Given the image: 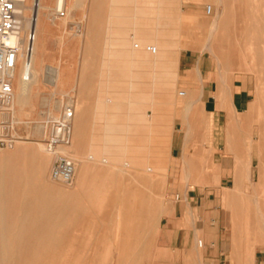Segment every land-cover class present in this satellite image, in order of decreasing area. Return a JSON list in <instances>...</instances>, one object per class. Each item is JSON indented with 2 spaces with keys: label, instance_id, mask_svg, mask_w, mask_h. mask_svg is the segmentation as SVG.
Here are the masks:
<instances>
[{
  "label": "rangeland",
  "instance_id": "obj_1",
  "mask_svg": "<svg viewBox=\"0 0 264 264\" xmlns=\"http://www.w3.org/2000/svg\"><path fill=\"white\" fill-rule=\"evenodd\" d=\"M72 1L68 0V7ZM179 1L183 3L181 19L176 25L179 29L177 32H170L168 36L171 43L175 44L173 48L172 44L168 48L177 55L178 72L171 71L167 77H158V72H155V79H151L150 70L143 72V81L149 84L146 87L149 88L148 91L154 81L155 91L157 84L161 86L160 96H144L141 100V94L134 85V71L140 61V58L137 59V45L144 43L145 61L155 55L149 51V47L162 50L157 45H152L151 38H147L152 33L150 29L138 27V5L134 4L133 12L126 16L131 18L129 28H119L117 21L108 22V15L103 16L100 23L97 22V26L93 27L90 22L93 0H84L83 7L71 12L72 18L67 19V27L64 26V20H61L51 28V44L45 54V62L60 67L66 75L56 89L47 86L41 88L45 95L55 92V97L63 101V109L74 97L78 106L75 116L83 114L84 110L88 111L86 128L90 137L95 127L94 116L97 113L95 110L102 78L100 70L102 61L106 59L103 55L108 47L109 26L113 41L123 47L121 71L119 70L122 98L113 99L112 103L120 108L117 111L120 112L127 132L123 143L125 154L114 161L121 166L125 164L131 172L136 173V169L139 172L140 168L147 172L152 165L151 160L144 157L149 165L142 166L138 154H158L160 173L166 178L162 189L164 206L169 208L174 205V211L164 214L156 236L153 227L149 230L139 229V243L132 251H126V244L131 242L130 228L124 222V214H130L124 204L126 174L122 172L115 176L109 189L103 191L90 187L87 190L77 186L81 168L78 163L74 179L76 183L67 185L52 179L55 157L44 151L43 155L50 161L44 173L39 175H42V179H47V182H15L11 181L12 174L5 178L11 217L14 218V212L19 214V211H26L29 215L25 234L39 236L44 232L41 228L37 230L36 226L51 227L48 232L52 238L32 237L26 241L55 243L60 241L58 238L62 233L72 238L78 236V239L66 242L81 244L75 246L81 257L92 248L96 264H135L134 258H139L144 264H230L227 258L230 254L229 247H232L234 239L246 240V230L254 229L258 239L264 243V223L260 217V211L264 212V0H226L228 10L233 14L230 16L231 20L226 22V27L220 20V29H217L214 5L211 6L212 14L207 13L208 5L213 4V1L176 0V3ZM110 4L115 6V1H109ZM79 24L82 26L80 33L77 26ZM251 24L254 29H247ZM96 32L100 33L98 40L94 37ZM108 50L114 61L117 55L115 47H108ZM185 51L193 52L194 62H204L211 72L209 77L213 76L218 82V111L221 116L229 115L225 124L216 126L214 115H205L201 96L207 83L199 69L190 71L181 63V56ZM84 81H90L88 90H84ZM234 84L241 85L252 93V102L246 113L233 115L230 99ZM181 92H186V95L180 96ZM190 102L194 103L193 109L188 111L186 104ZM44 110L39 106V98L33 101V107L24 112H20L17 107L18 118L22 122L29 121L30 124L21 123L16 126V133L20 138L16 145L19 142L45 144V136L29 135L31 128L44 122V117L39 116ZM62 110L54 111V114L59 115ZM234 123H238L239 128L231 130L229 127ZM186 133L189 134L188 138ZM177 135L185 138L186 143L188 140V144H185L187 150L182 158L172 156V140ZM12 151L13 149L0 150L5 156L7 168L12 171L14 165L16 172H19L17 174L31 175L34 172L32 159L12 160L8 155ZM183 158L188 164L182 163ZM234 167L239 168L240 180L235 181ZM248 167H254L252 180L243 172ZM257 168L261 170V174ZM99 177L104 178V174H99ZM58 189L67 192L65 199L56 193ZM225 192H231L232 199L224 201L222 197ZM177 195L180 196L179 201L176 199ZM197 196L202 200H197ZM64 203L71 205L72 214L62 218ZM229 204L233 205L228 206L230 209L227 208ZM40 211H45L46 214L42 213L43 217L35 215ZM234 211L235 215L232 214ZM228 212L234 217L228 215ZM229 216L232 220L235 218V222H230L232 220ZM250 217L254 219L253 224L246 223V219ZM36 219H40V222H36ZM234 232L238 233L236 237H233ZM87 240L92 243L88 249L83 245ZM197 240L200 243L198 247ZM57 247L59 246L49 245L44 250L42 246H34V249L40 251L27 250L19 256L55 258L59 256ZM250 256L248 254L247 258ZM257 256L258 264H262L264 244Z\"/></svg>",
  "mask_w": 264,
  "mask_h": 264
},
{
  "label": "bare ground",
  "instance_id": "obj_2",
  "mask_svg": "<svg viewBox=\"0 0 264 264\" xmlns=\"http://www.w3.org/2000/svg\"><path fill=\"white\" fill-rule=\"evenodd\" d=\"M109 1H111V3L113 2V0H93L92 19L90 21L92 22L93 27H96L97 24L100 23L99 21L102 19L103 16L108 15V22H109L111 17L119 14L120 0H114L115 6H112V4H110L111 5L110 6ZM211 1H213V4L209 6L214 5L215 21H217V29H220L219 27L220 20H222L223 23H225L224 27H226V22L231 20L232 17L230 16H232L233 12L228 10L229 8H228V4L225 2L226 0H211ZM154 2L157 5L158 4L160 5L161 12L159 15L160 18L165 23L164 26L161 25L159 26L158 23L156 22V25L159 26L158 32L160 37V38L158 37L159 38L158 48L162 50L161 51L159 50L160 52L156 53L154 56L158 58L161 67L159 70V77L161 76L167 77L169 76V74H171V71L178 72L179 70L177 64V55L173 51L171 53L168 48L170 45L169 42H171L170 41L171 39H169L170 37L168 38L170 34L168 25L170 24L172 25V21L174 20V18H176V14L174 13L176 12V8H175L176 3L175 0H154ZM56 5L57 4L54 0H40V8L38 10H35L34 13L35 16L37 17V22L36 24L33 25L36 32V39L33 43L32 67L29 71V80L25 81L23 79L25 70L22 69L18 81L15 84L13 104L15 106L14 120L16 121L17 124H21V123L27 125L30 124L29 121L22 122L18 118L17 107H19L20 112H24L27 108L33 107V101L37 98H39V106L45 109L39 114L40 117H44V120L49 116H57V114H54V111L62 110L64 106L63 101L58 100L55 97L56 95L55 92H52L49 95L48 94L45 95L43 92H41V88L45 86L56 89L59 86L61 80L63 79V76L66 75V72H64L60 67L51 66L46 64L45 62V54L47 53L49 49V45L51 44L50 30L53 27V25L56 24V22H53L52 19L53 13L56 9ZM83 5H84V0H73L71 6L68 7V0H67L66 6L68 9V17L64 19V26L66 25L67 27V22H68L67 19L72 18L71 12L73 10H77L83 7ZM21 9L23 15L22 18L24 22V30L26 31L31 27L30 15L33 12L31 5L29 4V0L28 2H26V4L22 5ZM116 21L119 22L118 18ZM77 26L79 27L78 29L79 33L82 32V26L80 24ZM93 27H91V29ZM107 27H108L109 37L106 47L107 46L109 48L115 47V54L117 55L115 56L114 61H112L108 47L107 49L104 48L105 51L103 56L106 59L102 61V67L100 70L101 72L100 77L102 78H101V83L99 85L100 90L98 91L99 92L97 97L98 103L96 104L97 108L95 110V112L97 113H95L94 116L95 117L94 130L89 137L86 128L88 123V117H87L88 111L84 110L83 114L79 116H75L76 117L75 124L73 122V136L70 145L59 148L57 153L64 154L70 157L75 162L76 168L78 163L79 165H81L77 186L86 188L87 190L90 187L91 189L96 188L95 190L101 189L103 191L109 189L111 187L110 186L111 181L115 176H118V174L122 172L126 174L124 180L127 183L123 187L124 188L123 192L125 193L124 204L126 205V207H128L130 214L131 213L132 214L131 215L130 214L127 215L126 213L124 214V222L126 226H129L130 228V237H131V242L126 244L125 250L132 251L134 247L139 243V239H138L139 229L149 230L153 227L154 229L153 233L156 236L158 229L162 224V217L167 212H170L171 210L174 211L175 206L170 205L169 208H165L164 206L165 197L162 189L163 187H165L166 178L165 176L164 177L161 176L160 173L161 164H159L158 161L159 160L158 154L156 153L138 154L140 160L142 161L141 162L142 166L148 164L146 160H144V157L151 160L150 162L152 165L149 166L147 172H143L141 168L139 172L137 169H136V173L131 172V170H129L125 164L121 166L114 161V159L122 157L125 154L123 143L126 141L125 135L127 133L125 131V128L123 127L124 125L121 121L120 112L117 111L118 109L120 110V108L119 107L117 108L116 105H113L112 103L113 99L117 100L119 98H122V92L120 90L122 85L120 68L122 63L121 52H123V47L121 48V45L119 43L113 41V36L112 34L109 33V26ZM247 29L253 30L254 25L251 24L249 25V27L247 26ZM94 37L96 38V40H98V38L100 37V33L96 32V34H94ZM172 40L174 41V38ZM174 45L175 44L172 43V48ZM88 63H89V58L86 60V67L88 66ZM112 63H114L115 65L112 66ZM161 71L164 72L161 73ZM89 82L90 81H84L83 83L84 90L89 89V85H90ZM154 85L155 84L153 83V88ZM157 89L161 90V86L159 84H157ZM179 95L185 96L186 92H181L179 93ZM193 104H194L193 102L187 103L186 109L188 111L193 109ZM77 107L78 106H76V109L78 110ZM188 111H187V115H188ZM187 115L185 116L188 117ZM8 117L9 115L6 116V118ZM237 127L239 128V124L234 123L229 128H231L232 130L233 128H237ZM44 134H46V132L43 123H38V125L31 128V130L29 131L30 136L43 137L45 136ZM190 134H191V130H190ZM188 136L189 134H187V138ZM185 144H188V140L187 143ZM73 145L75 146L74 148ZM44 151H46L49 155L53 157L56 156L55 154L48 152V150L46 149V145L41 142H35L30 144H27L26 142H19V144H17L13 148V151L8 155L11 156L10 159L12 160L15 159L24 160L26 158L32 159L34 164V172L32 174H43L46 168L48 167L50 161L49 158L43 155ZM182 163L184 165L188 164L187 160L184 158L182 159ZM97 164H101V166H98ZM14 167L15 166L13 165L12 171H10L7 168V166L5 165V156L1 152L0 153V264H96L95 253H91L92 248L87 250V252H85L81 257L80 253L77 250H75L76 249L75 246L81 244L74 241L66 242L69 239L76 240L79 238L78 236L72 238L69 235L62 233L61 236H59L58 238L60 241L55 243H50L48 241L39 242V243L26 241L27 239H31L32 237H36V238L43 237L45 239L52 238V235L48 232L51 230V227L36 226L37 230L41 228L44 233L39 234V236L37 235L34 236L29 234L27 235L24 232V230L26 229V224L29 222L28 220L29 215L26 214V211H19V214L14 212V218L11 217L12 212L9 209L10 201L8 200L9 197L7 194L8 190L5 185L6 182L5 178L6 176H9L11 174L13 175L19 173L16 172V169H14ZM257 170L258 173L261 174V170L258 168ZM253 171H254V167H248L246 168V170H243L244 175L247 174V178L250 180H252ZM99 174H104V178L99 177ZM92 175L93 176L96 175V177L94 178ZM238 175H239V168L234 167L235 181L240 180L238 179ZM228 192L227 193L225 192L223 194L222 199L224 201L229 200V198L232 199L233 197L232 195H230L231 192L230 193ZM56 193L60 195V197H62L63 199L67 197V192L63 189L56 190ZM186 197L187 196L185 195V201L187 203ZM176 199L179 201L180 196L177 195ZM230 205L233 206L232 204L227 205L228 209H230L231 207ZM70 206L71 205L66 203L63 204L62 218L63 216L67 217V215L70 216L72 214V210ZM187 206L190 207V205L188 204ZM228 209H226V211ZM261 211H260L261 213L260 217L264 223V212ZM42 213L46 214L45 211H40V212H36L35 215L37 216L41 215V217H43ZM17 214L19 216H17ZM232 214L235 215V211ZM232 214L228 212V215H232ZM234 219L235 218H233V220ZM233 220L230 222H235ZM35 221L40 222V219H36ZM30 222H32V219L30 220ZM247 222L253 224L254 219L250 217L249 219H246V223ZM18 224L21 225L19 226ZM242 229L243 227L241 228V230ZM246 232L247 233L245 234H248L247 239L245 237L246 240H240V241H235L233 237H236L238 233L237 232L233 233V237H232V240L234 239L233 245L232 247H229L230 254L227 255L230 264H258L259 260L257 255L258 252H261V250L263 249L264 243L263 241L258 239V235L254 229H252L251 231L246 230ZM49 245L59 246L57 247L58 255H59L58 257L22 258L19 256L20 254L22 255L23 252L24 251L26 252L27 250L30 252H39L40 250L34 249V246H42V248H44L45 250V248H48ZM83 245H86L88 249L89 246L92 245V243L88 241L86 243H83ZM196 246L197 247L200 246L198 240L196 242ZM144 251H146V248L144 249ZM248 254L251 256L247 258ZM11 255H13V257H10ZM134 260H135V264H144V262L139 258H137V260L136 258H134ZM262 264H264V262Z\"/></svg>",
  "mask_w": 264,
  "mask_h": 264
},
{
  "label": "built area",
  "instance_id": "obj_3",
  "mask_svg": "<svg viewBox=\"0 0 264 264\" xmlns=\"http://www.w3.org/2000/svg\"><path fill=\"white\" fill-rule=\"evenodd\" d=\"M54 1L57 5L52 16L53 22L64 20L68 17L67 0ZM26 2L28 0H0V149H13L20 139L16 133L18 124L14 120L15 84L22 69L25 70L23 79L29 80L33 43L36 39L33 25L37 17L34 13L40 8V0H29L33 12L30 15L31 27L25 31L21 7ZM212 12L209 6L207 13L211 15ZM149 51L156 53L157 49L151 46ZM75 112L76 101L72 97L59 115L49 116L43 122L46 149L56 155L51 176L67 185L74 182L76 164L70 157L57 151L71 143Z\"/></svg>",
  "mask_w": 264,
  "mask_h": 264
},
{
  "label": "crops",
  "instance_id": "obj_4",
  "mask_svg": "<svg viewBox=\"0 0 264 264\" xmlns=\"http://www.w3.org/2000/svg\"><path fill=\"white\" fill-rule=\"evenodd\" d=\"M176 3V0H175ZM135 5H138L139 7V15H140V21L138 23V27L144 30L150 29L152 31L151 35L147 36V38L152 39V45H157L159 47V26H164L163 20L160 18V5L156 4L154 0H120V7H119V14L114 15L111 17L109 22H116L117 18L119 20L120 27L119 28H129L131 25V18H127L129 14L133 12L132 7ZM183 3L177 2L176 3V18L172 21V25L169 26L170 32L176 31L179 29L176 27L177 22L180 21L181 15L183 12ZM209 6V5H208ZM157 7V8H156ZM208 8V7H207ZM118 16V17H116ZM156 22L159 26L156 25ZM121 30V29H120ZM159 37V38H158ZM157 39V40H156ZM172 44L171 42H169ZM138 57L139 59V65L135 68L134 73V85L136 88H138L140 92V99L142 100L144 96H160V90L157 89V91L153 88V83L150 86V91L148 87V83H145L144 80V71L150 70V76L151 79H155L156 74L155 72H158L159 77V70H160V64L157 57L153 56L150 60H144V43H139L138 45ZM156 53H159L157 51ZM155 53V54H156ZM194 54L193 52L185 51L181 56V63L186 67L187 70L193 71L195 69H199L203 73V77H205V81L207 85L204 87L203 95L201 98L202 106L205 115L208 117L209 115H214V125L221 126L222 124H225V122L228 120L229 115L224 114L221 116L218 111V101H217V95L219 91V84L214 79V77H209L210 70L209 68L205 67L204 62L196 63L194 62ZM211 80H210V79ZM155 84V83H154ZM149 92V93H148ZM231 103H232V112L233 115L236 114H243L249 111L250 104L252 102V93L249 89L244 88L241 85L234 84L233 90L231 92ZM167 104V103H166ZM185 138H183L181 135H177L173 137L172 140V156L176 158H182L185 155V151L187 150V147H185ZM185 148H184V147ZM184 154V155H183ZM42 175L39 174H31L29 176L23 175V174H13L11 181L15 182H47V179H42ZM197 200H202V198L197 196Z\"/></svg>",
  "mask_w": 264,
  "mask_h": 264
}]
</instances>
